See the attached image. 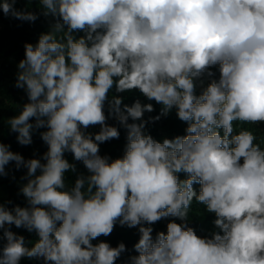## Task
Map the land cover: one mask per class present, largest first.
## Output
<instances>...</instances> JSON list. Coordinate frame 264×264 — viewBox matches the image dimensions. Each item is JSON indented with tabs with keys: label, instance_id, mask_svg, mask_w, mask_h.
<instances>
[{
	"label": "clouds",
	"instance_id": "9594fccd",
	"mask_svg": "<svg viewBox=\"0 0 264 264\" xmlns=\"http://www.w3.org/2000/svg\"><path fill=\"white\" fill-rule=\"evenodd\" d=\"M18 2L0 0V12L35 22L37 13L18 10ZM38 3L54 22L35 45H24L15 87L28 102L8 125L22 146L45 129L39 135L47 151L25 159L0 142V177L13 162L27 169L20 188L27 206L0 202V264L25 257L115 264L125 244L92 241L109 236L117 222L139 226L138 255L128 264H264V149L253 132L234 134L235 122L264 123V0ZM215 66L219 79L203 86ZM113 89L138 90L161 105L160 114L145 120L152 103L109 99ZM173 109L187 125L185 135L160 142L144 131ZM109 118L126 130L124 154L116 159L100 154V144L120 137ZM97 125L98 132L87 131ZM66 153L89 173L70 189L65 173L76 165ZM194 199L215 214L219 231L210 237L186 222ZM169 217L184 223L172 220L153 238L150 225ZM13 225L38 239L29 247Z\"/></svg>",
	"mask_w": 264,
	"mask_h": 264
},
{
	"label": "trees",
	"instance_id": "16d2710c",
	"mask_svg": "<svg viewBox=\"0 0 264 264\" xmlns=\"http://www.w3.org/2000/svg\"><path fill=\"white\" fill-rule=\"evenodd\" d=\"M18 10H28L37 13L38 19L33 22L21 21L11 16H4L0 12V142L6 145H10V150L20 153L25 159L40 158L42 154L47 151V145L41 140L39 132L45 129H39L33 132V143L31 145L22 146L16 140V133L10 131L8 125V119L18 115L23 105L28 102L27 95L24 90L15 87L17 76V65L21 59L24 58V45L25 43H32L35 45L38 41V37L41 33L48 32L50 25L53 21L51 16L45 17L42 15V6L39 5L38 0H19L15 5ZM79 37L83 33H74ZM63 36V33L58 34V37ZM215 75L213 77L205 76L203 78V86H207L211 79H219V67L215 66L210 69ZM197 94L202 91L200 82L197 81ZM113 96L123 97V103L131 105L135 100L139 99L142 104L152 103L154 111L151 113L146 112L144 119L148 120L149 117H155L160 114L161 105L156 104L155 101H149L138 90L130 92L116 93L113 89L109 93V99ZM105 114H108L107 105L105 106ZM34 123L35 121H31ZM131 123L132 121L129 120ZM107 123L111 126H115L120 131L119 139H112L110 141L100 144V154L102 156H109L111 159L120 158L124 154L126 146V130L119 125V123L109 118ZM187 125L180 121L176 115V110L173 109L168 116L161 117L160 120L150 122L146 125L144 131L147 134L160 142L163 139H172L176 136L185 135V129ZM241 130H249L253 132L256 137L255 143L259 144L264 149V123L258 124H244L240 122L234 123V134ZM88 132L96 133L99 131V126H94L87 129ZM222 134V130H221ZM65 158L76 165V172H66L65 182L66 187L70 189L79 174L85 176L89 175L82 162L75 161L71 153H66ZM43 162V161H42ZM242 162V161H241ZM7 176L0 177V202L5 203L9 209L15 206L26 207L27 202L24 196L20 193L21 186L26 183V180L22 179L26 175L27 169L21 168L15 169V164L10 163L6 166ZM181 179L185 178L183 173L179 174ZM194 188L197 192L200 190L199 184H194ZM11 201V203H8ZM215 214L209 213L203 204H199L195 201L192 202V206L188 213L187 224L192 227L196 234L201 237H210L212 232L219 231L215 228L213 221L215 220ZM175 220L176 223H184L176 218L161 219L159 222L150 225L153 228V238H155L158 232L167 231V224ZM149 226V225H144ZM138 227L129 228L127 226H120L117 222L113 232L105 237L100 236L92 243L96 244L101 241L110 243L111 246L116 247L119 243H124L126 251L121 254L115 264H128L131 256L138 255L134 250V245L139 240ZM11 230L18 235H23L26 238V243L29 247L32 246V242H35L38 237L36 234L29 233L23 228H16L11 226ZM2 235V231H0ZM20 264H43L40 259H29L27 257L22 258Z\"/></svg>",
	"mask_w": 264,
	"mask_h": 264
}]
</instances>
